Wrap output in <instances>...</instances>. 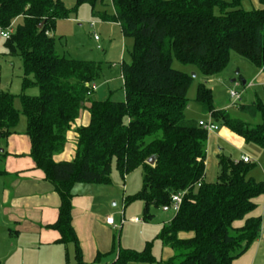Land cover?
Returning <instances> with one entry per match:
<instances>
[{"label": "trees", "instance_id": "obj_1", "mask_svg": "<svg viewBox=\"0 0 264 264\" xmlns=\"http://www.w3.org/2000/svg\"><path fill=\"white\" fill-rule=\"evenodd\" d=\"M110 1L112 13L98 15L118 22L123 36L133 38L130 61L120 67L123 100L91 99L100 62L58 55L50 34L71 9L104 0H74L71 8L64 0H0V28L14 27L3 39L5 54L21 59L22 90L38 88L37 95L0 90V139L13 133L19 121L18 97L30 156L60 197L51 226L59 231V242L76 244V264L85 263L71 224L73 185L110 183L113 163L122 178L142 168V187L126 201L142 200L145 219L153 217L152 207L168 204L171 194L185 193L179 210L157 234L173 250L170 258L156 260L147 243L140 251L119 249L112 264H232L260 235L261 218L249 214L256 208L255 198L264 195V180L248 176L251 161L234 162L224 155L218 157L216 180H204L208 132L186 116L192 75L175 69L172 60L195 66L208 79L226 67L234 51L264 73V0L250 10L241 7L242 0ZM194 100L215 123L264 149L261 98L238 105L252 118L259 115V122L216 108L205 83H199ZM82 109L90 120L75 130L74 157L56 162L53 156L64 149L66 133ZM149 158H154L152 164Z\"/></svg>", "mask_w": 264, "mask_h": 264}, {"label": "crops", "instance_id": "obj_2", "mask_svg": "<svg viewBox=\"0 0 264 264\" xmlns=\"http://www.w3.org/2000/svg\"><path fill=\"white\" fill-rule=\"evenodd\" d=\"M251 1L255 7H259L257 0ZM108 22L119 25L115 21ZM253 77L256 78L248 83V87H255L257 84L262 93H255L254 98L259 97L264 101V73L258 69ZM256 79L257 83H255ZM245 84L247 83L245 82ZM94 85L96 89L97 85L95 83ZM198 107L200 108V106ZM200 111L205 115L201 108ZM23 117L25 116L20 115L13 133L7 138L0 139V264H68L72 255L74 264H76V244L74 242H59L60 233L51 226L58 218L60 197L54 184L46 178L41 169L35 166L30 156L31 143L25 133L26 118ZM89 120V112L87 109H82L66 133L64 149L53 156L56 162L71 160L74 157L77 137L75 130L79 126L87 125ZM195 120H200V118ZM216 124L218 125V123ZM245 143L247 142L241 136L226 126L208 132L205 146L204 180L207 182L216 180L220 155L227 156L234 162L240 160L242 155H246L243 152ZM230 148H238L240 153L233 158L235 155L231 154ZM94 184L77 182L73 185L71 224L80 247L81 258L85 264H99L102 261L105 262L104 264H112L119 251V249L117 252L114 251L113 230H121L126 222L135 225L144 224L142 227L144 229L150 224H155L152 223L155 217L153 215L151 219H145L143 215L142 218L136 216L141 221L134 222L128 219L120 224L121 218L125 219V204H123V211L120 212L119 219L115 216V212L102 209ZM255 203L256 208L249 216L261 218L260 235L242 254L233 259L232 264H264V220L262 219L264 195L255 198ZM169 212H162V219L158 222L160 229L173 217V213ZM110 215L113 216L117 226L106 223L105 218ZM179 236L189 237L190 234L181 233ZM163 248L167 251L160 260H166L173 255V250L170 247L163 245ZM108 256L114 258L106 261ZM128 264L155 263L129 262Z\"/></svg>", "mask_w": 264, "mask_h": 264}, {"label": "rangeland", "instance_id": "obj_3", "mask_svg": "<svg viewBox=\"0 0 264 264\" xmlns=\"http://www.w3.org/2000/svg\"><path fill=\"white\" fill-rule=\"evenodd\" d=\"M64 1L68 8L74 5V0ZM257 5L260 6V4ZM241 7L245 10H250L255 5L251 0H242ZM99 11L111 13V1L104 0L103 3H96L94 7L89 3H82L76 10L71 9L67 18L56 20L55 27L51 31L55 41V51L58 55L65 57L100 62L101 74L96 82H94L97 88L91 92V99L105 100L110 98L113 100H123L124 90L120 67L122 61H130L133 38L123 36L119 25L116 23L102 20L98 15ZM20 20L17 19L16 21L19 22ZM91 22H93V25H91ZM94 35L98 36L99 41L94 39ZM3 42L4 40H0V90L9 91L15 95L21 92L28 95H37L38 88L36 86H30L22 90L23 72L21 59L18 56L5 54ZM97 45L100 46L99 49ZM172 66L175 69L194 74L187 91V96L190 99L186 110L188 118H200V120L207 118L206 114L203 115L201 113L200 108L194 100L199 83H205L212 90L215 107L224 109L230 105L231 98L229 91L233 89L241 92L242 96L236 105L226 108L231 115L244 121H260L259 115L252 118L238 108L240 103L248 104L252 102L255 99V93H262L257 84L255 87H248V83L256 78L253 76L258 72V68L248 59L232 51L226 67L220 73L208 79L199 73L195 66L182 64L175 58L172 60ZM242 80L247 84L242 85ZM255 83H257V79ZM14 105L20 110V115L24 116L21 114V105L18 97L15 98ZM222 126L218 123V127L221 128ZM230 151L232 155H235L233 158L240 153V149L238 150V148H230ZM243 152L250 158L253 164L248 176L257 181L264 180V149L253 143H245ZM142 174V168L138 167L125 175L123 179L113 163L110 183L94 184L101 208L115 212V216L119 219L120 212L123 211V204H125L124 217L126 220L136 216L142 218L143 201L140 199H129L130 201H126L127 196H132L141 189ZM151 211L155 217L152 221L153 224L155 223L154 225H145L147 227L143 229L144 224L135 225L126 222L121 230H113L115 252L118 249L125 248L142 250L147 241L150 244V252L155 259L160 260L162 255L166 254L167 250L163 248V245L157 238V233L160 231L158 222L162 219V208L152 207ZM169 213L172 212L170 211ZM262 219L264 220V215H262ZM113 256L111 258L108 256L106 261L113 259ZM72 257L73 255L70 256L68 264H74ZM104 263L102 261L99 264Z\"/></svg>", "mask_w": 264, "mask_h": 264}, {"label": "built area", "instance_id": "obj_4", "mask_svg": "<svg viewBox=\"0 0 264 264\" xmlns=\"http://www.w3.org/2000/svg\"><path fill=\"white\" fill-rule=\"evenodd\" d=\"M91 25H93V22H91ZM13 30H14L13 24H11L5 28H0V40L8 39L10 37V35L12 34ZM46 33L48 34V32H46ZM94 39L98 40L99 38L97 35H94ZM97 48L99 49L100 46L97 45ZM92 88L95 89L94 84H92ZM229 96L231 98V104L230 105L234 106L241 99V92L230 89ZM206 116H207L206 119H201L198 121L199 125L202 126L205 130H207V132L214 131V130L218 129V125L212 120L211 114L208 113ZM240 160H242L243 162H250L251 161L250 158L246 155H242ZM197 185H200V182H198ZM184 193H185V191H180L178 193L171 194L170 202L168 204L161 206L162 210L163 211H171L173 214H175L179 210V207H180ZM125 220L126 219L121 218L120 224L124 223ZM130 220L134 221V222L141 221L137 217L130 218ZM105 221L108 224H111L113 226H117L114 223L113 216H111V215L106 217Z\"/></svg>", "mask_w": 264, "mask_h": 264}, {"label": "water", "instance_id": "obj_5", "mask_svg": "<svg viewBox=\"0 0 264 264\" xmlns=\"http://www.w3.org/2000/svg\"><path fill=\"white\" fill-rule=\"evenodd\" d=\"M42 24L39 25V27L41 26ZM192 76H194V74H191ZM242 84L245 85V81L242 80ZM149 164H152L154 162V158H149L148 161H147Z\"/></svg>", "mask_w": 264, "mask_h": 264}]
</instances>
